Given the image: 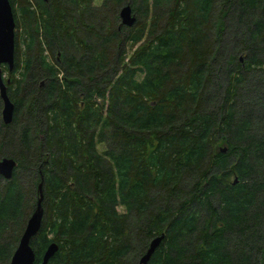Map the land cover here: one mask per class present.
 Listing matches in <instances>:
<instances>
[{
	"label": "trees",
	"instance_id": "1",
	"mask_svg": "<svg viewBox=\"0 0 264 264\" xmlns=\"http://www.w3.org/2000/svg\"><path fill=\"white\" fill-rule=\"evenodd\" d=\"M9 2L0 264H264V0Z\"/></svg>",
	"mask_w": 264,
	"mask_h": 264
},
{
	"label": "water",
	"instance_id": "2",
	"mask_svg": "<svg viewBox=\"0 0 264 264\" xmlns=\"http://www.w3.org/2000/svg\"><path fill=\"white\" fill-rule=\"evenodd\" d=\"M119 18L120 23L127 27H131L136 20L129 5H125L120 9ZM14 36L15 22L11 4L9 0H0V100L2 102L1 119L5 124H9L12 121L14 104L7 94L6 84L9 83L10 79L7 78L5 81L3 80L2 65L7 67L8 72H11L14 67ZM222 151H225V147L222 148ZM15 166L16 161L13 158H1L0 176L5 180H9L12 177ZM235 181L236 179L234 182ZM42 200V183L40 182L37 185V200L35 207L26 221L17 246L13 251L8 264H35V252L31 246V239L38 233L41 227L44 215ZM164 239V234L153 237L149 241L145 253L140 257L139 263L145 264ZM57 251V243L50 242L42 254L41 261L37 264H48L49 260Z\"/></svg>",
	"mask_w": 264,
	"mask_h": 264
},
{
	"label": "rangeland",
	"instance_id": "3",
	"mask_svg": "<svg viewBox=\"0 0 264 264\" xmlns=\"http://www.w3.org/2000/svg\"><path fill=\"white\" fill-rule=\"evenodd\" d=\"M2 76H3V80H6L8 78V71L5 65L4 66L2 65ZM0 106H1V101H0Z\"/></svg>",
	"mask_w": 264,
	"mask_h": 264
},
{
	"label": "flooded vegetation",
	"instance_id": "4",
	"mask_svg": "<svg viewBox=\"0 0 264 264\" xmlns=\"http://www.w3.org/2000/svg\"><path fill=\"white\" fill-rule=\"evenodd\" d=\"M5 81V80H4ZM10 82V81H9ZM8 85V83L6 84V86ZM1 101V100H0ZM1 107H2V102H1V106H0V116H1ZM0 178H2L1 176H0ZM3 179V178H2ZM5 180V179H4Z\"/></svg>",
	"mask_w": 264,
	"mask_h": 264
}]
</instances>
